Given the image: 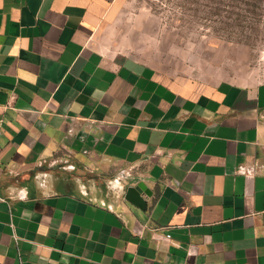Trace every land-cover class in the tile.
<instances>
[{
	"label": "crops",
	"instance_id": "1",
	"mask_svg": "<svg viewBox=\"0 0 264 264\" xmlns=\"http://www.w3.org/2000/svg\"><path fill=\"white\" fill-rule=\"evenodd\" d=\"M121 1L0 0V264H264V81L102 47Z\"/></svg>",
	"mask_w": 264,
	"mask_h": 264
},
{
	"label": "rangeland",
	"instance_id": "2",
	"mask_svg": "<svg viewBox=\"0 0 264 264\" xmlns=\"http://www.w3.org/2000/svg\"><path fill=\"white\" fill-rule=\"evenodd\" d=\"M99 39L171 76L264 81V0H122Z\"/></svg>",
	"mask_w": 264,
	"mask_h": 264
},
{
	"label": "water",
	"instance_id": "3",
	"mask_svg": "<svg viewBox=\"0 0 264 264\" xmlns=\"http://www.w3.org/2000/svg\"><path fill=\"white\" fill-rule=\"evenodd\" d=\"M144 195H152V190L148 188L144 181H139L134 185H128L124 189L125 199L142 210H145L147 207V201Z\"/></svg>",
	"mask_w": 264,
	"mask_h": 264
},
{
	"label": "built area",
	"instance_id": "4",
	"mask_svg": "<svg viewBox=\"0 0 264 264\" xmlns=\"http://www.w3.org/2000/svg\"><path fill=\"white\" fill-rule=\"evenodd\" d=\"M2 133V119L0 118V135Z\"/></svg>",
	"mask_w": 264,
	"mask_h": 264
}]
</instances>
